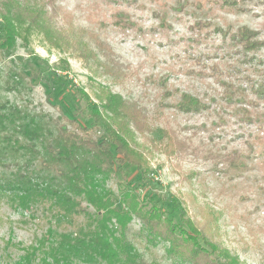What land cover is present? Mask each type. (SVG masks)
<instances>
[{
	"label": "rangeland",
	"instance_id": "1",
	"mask_svg": "<svg viewBox=\"0 0 264 264\" xmlns=\"http://www.w3.org/2000/svg\"><path fill=\"white\" fill-rule=\"evenodd\" d=\"M227 1L243 10L225 0H19L46 9L52 28L62 30L54 33L62 44L34 26L21 31L11 56L0 58V101L44 111L69 129L86 125L96 138L107 135L91 115L102 89L136 103L147 130L136 132L135 140L148 152L152 171L143 180L135 166L117 163V177L110 181L117 195V181L130 183L141 197L153 195L179 224L173 204L199 224L214 213L215 240L237 254L239 264H264V85L252 87L233 75L221 84L199 72L215 62L226 68L222 55L236 56L237 28L257 29L264 38V0ZM3 24L0 14V40ZM255 53L263 63L255 58L250 72L264 69V47ZM11 68L27 74L13 89ZM253 73L256 81L262 77ZM183 92L197 99L192 105L202 106L182 110ZM17 154L2 157L13 163ZM50 221L41 209L14 207L0 194V264H17L22 247L36 243ZM143 224L135 216L131 232L147 264H211L210 257L194 259L190 253L174 258L167 242L147 241ZM120 257L89 264H127Z\"/></svg>",
	"mask_w": 264,
	"mask_h": 264
},
{
	"label": "trees",
	"instance_id": "2",
	"mask_svg": "<svg viewBox=\"0 0 264 264\" xmlns=\"http://www.w3.org/2000/svg\"><path fill=\"white\" fill-rule=\"evenodd\" d=\"M3 1L0 58L11 56L20 32L32 26L55 45L62 44L54 39L55 31L62 33V30L52 28L50 15L41 4L35 2L36 7L32 8L19 0ZM225 1L232 9L243 10L238 4ZM235 35L236 56L229 51L222 55L226 56V68L222 70L220 63L215 62L201 67L200 74L214 76L221 84L224 76L233 75L252 87L256 82L264 85V69H255L262 76L257 81L255 71L250 72L255 58L263 63L255 53L264 47L260 31L242 26L237 28ZM26 76L24 71L11 68L14 85L8 80L9 88L22 84ZM168 95H171L169 91ZM98 97L100 105L91 103V115L95 121L103 123L107 134L98 138L88 132L86 125L78 123L76 128L69 129L58 117L44 111L0 101V131L3 130L0 133V164L4 167L0 170V194L14 207L41 209L43 217L51 220L47 231L36 238V243L22 247L24 254L17 264H89L99 257L116 261L121 260L120 256L127 264H147L135 245L137 235L131 232V222L137 215L144 221L140 229L146 233L147 241L153 245L167 242L166 252L174 258L181 260L183 254L190 253L194 259L210 257L211 264H239L238 255L215 240L218 230L212 226L214 213L208 212L207 218L199 224L186 216V210L173 204V211L180 210L179 224L165 215V209L157 204L153 195L141 197L130 183L117 181L120 186L117 195L110 183L117 177V163L135 166L143 180L152 171L148 152L135 140L136 132L147 130L143 120L145 114L136 103L120 94L102 89ZM178 101V106L185 111L202 106L201 103L192 105L197 99L186 92ZM9 152L18 153L13 163L3 158ZM89 206L95 213L88 210ZM82 214L86 219L80 222ZM162 226H165L164 231H161ZM150 264L159 263L152 261Z\"/></svg>",
	"mask_w": 264,
	"mask_h": 264
}]
</instances>
